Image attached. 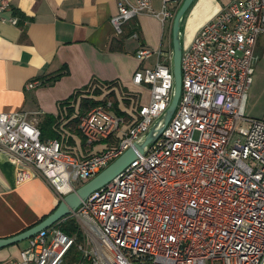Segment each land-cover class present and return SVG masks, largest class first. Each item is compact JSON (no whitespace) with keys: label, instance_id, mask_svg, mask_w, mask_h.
Here are the masks:
<instances>
[{"label":"built area","instance_id":"obj_1","mask_svg":"<svg viewBox=\"0 0 264 264\" xmlns=\"http://www.w3.org/2000/svg\"><path fill=\"white\" fill-rule=\"evenodd\" d=\"M169 1L154 10L150 0H115L113 34L141 12L169 16ZM8 5L0 0V12ZM0 19L18 23L15 15ZM261 33L264 0H229L200 24L181 45L179 94L160 132L3 264H60L70 245L78 253L73 264H264V116L244 113ZM151 52L142 44L134 50L139 58ZM130 79L148 97L129 117L115 113L103 92L78 116L86 143L114 138L89 153L75 154L57 137L41 139L24 110H0V149L14 163L15 181L40 176L58 200L139 142L169 103L170 62L138 66ZM66 216L76 231L60 228Z\"/></svg>","mask_w":264,"mask_h":264},{"label":"crops","instance_id":"obj_2","mask_svg":"<svg viewBox=\"0 0 264 264\" xmlns=\"http://www.w3.org/2000/svg\"><path fill=\"white\" fill-rule=\"evenodd\" d=\"M7 1L8 7L0 14L15 15L19 22L13 24L0 19V110L26 111L44 133L46 127L52 130L59 125L63 135H70L65 147L75 154L89 153L114 141L111 137L91 144L81 142L72 130L78 128L77 123L66 125V120L57 118V103L74 89L89 83L91 78L115 80L129 93H136L137 102L145 101L147 88L134 84L131 74L138 66H150L156 60L170 62L171 18L181 0L167 3L170 15L164 18L138 13L122 24L118 35L113 34L109 23V16L116 10L115 0ZM227 1L191 0L180 17V44H186L196 28ZM150 6L159 10L161 0H150ZM131 31L136 32V37L129 35ZM258 39L259 36L256 47L261 54L263 48L258 45ZM139 44L151 48L152 52L139 58L134 53ZM57 72L60 74L51 79ZM33 78L40 79V84L26 88L25 82ZM112 87L115 97L120 98L121 91L115 85ZM72 104L78 108L76 102ZM120 107L126 112L120 115L129 117L132 109L128 110L122 102ZM49 137L53 136L46 135L43 139ZM14 171V163L0 149V236L37 222L58 201L40 176L17 182ZM24 245L26 238L24 243L17 241L1 246L0 264L17 257Z\"/></svg>","mask_w":264,"mask_h":264},{"label":"water","instance_id":"obj_3","mask_svg":"<svg viewBox=\"0 0 264 264\" xmlns=\"http://www.w3.org/2000/svg\"><path fill=\"white\" fill-rule=\"evenodd\" d=\"M191 0H181L171 18V58L170 67L173 76L172 94L167 107L165 108L161 119L156 122L143 136L139 142H133L132 146H128L115 158L108 162L103 168L96 172L93 176L78 184L73 190L63 194L52 209L46 213L40 220L19 230L13 234L0 236V247L23 240L36 231L50 225L60 217L69 214L90 191L101 186L118 173L132 158L137 151H141L145 143L150 142L161 130L162 126L168 120L177 101L180 89V73H179V56H180V38H179V21L185 9Z\"/></svg>","mask_w":264,"mask_h":264},{"label":"trees","instance_id":"obj_4","mask_svg":"<svg viewBox=\"0 0 264 264\" xmlns=\"http://www.w3.org/2000/svg\"><path fill=\"white\" fill-rule=\"evenodd\" d=\"M19 22V21H18ZM60 74V72L55 73L52 75L51 79H54ZM113 85H115L119 91H121V94H123L120 98L115 97ZM124 91V92H122ZM103 92V96H109L112 99V107L113 110L118 114H126L125 110H123L120 107V102H122L124 105L133 104L132 109L136 107L137 105V94L136 93H129L126 91V89L121 86L117 81L115 80H97L91 78L89 83L82 86L81 88L74 89L67 97L64 99H61L58 101L57 105L59 108V113L57 114L58 119L66 120L64 124L67 125V123H71L73 126L78 122V116L83 113L86 109L89 107L101 102L103 100V97L101 96V93ZM100 94V95H99ZM130 94L132 97L130 98L128 96ZM73 102H76L78 104V108L76 109L73 106ZM73 107L75 108L74 114L71 113L73 110ZM72 114V115H71ZM60 119V120H61ZM56 119L54 120V124ZM57 124V123H56ZM48 127L44 130L39 131V137L43 139L46 135H50L53 137H57L60 139L63 147H65V140L70 139V135H63L60 132V126L57 125L52 130H47ZM72 129V128H71ZM78 136H80L81 142H84V137L78 130V128L72 129ZM68 137V138H67ZM60 228L66 232V233H72L76 231V224L74 222V219L72 217H65V219L59 224ZM78 235V231H77ZM79 238V235L77 236V239ZM78 253L74 245H70L69 248L64 252L61 262L64 264H73V262L77 259Z\"/></svg>","mask_w":264,"mask_h":264},{"label":"rangeland","instance_id":"obj_5","mask_svg":"<svg viewBox=\"0 0 264 264\" xmlns=\"http://www.w3.org/2000/svg\"><path fill=\"white\" fill-rule=\"evenodd\" d=\"M258 45L263 49L251 74V82L246 91L244 113L246 115L261 117L264 116V33L259 35ZM106 97L111 99L107 95ZM132 107L133 104L126 105L128 110L132 109ZM24 241L25 239L19 242L24 243ZM60 264L64 263L60 262Z\"/></svg>","mask_w":264,"mask_h":264}]
</instances>
